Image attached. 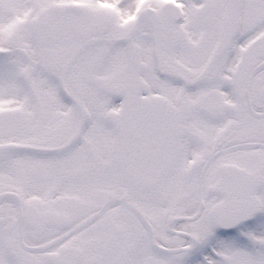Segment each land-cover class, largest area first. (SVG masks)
Instances as JSON below:
<instances>
[{"label": "snow or ice", "instance_id": "1", "mask_svg": "<svg viewBox=\"0 0 264 264\" xmlns=\"http://www.w3.org/2000/svg\"><path fill=\"white\" fill-rule=\"evenodd\" d=\"M0 264H264V0H0Z\"/></svg>", "mask_w": 264, "mask_h": 264}]
</instances>
